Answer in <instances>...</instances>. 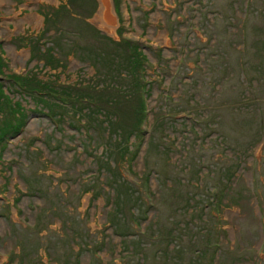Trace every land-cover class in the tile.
I'll return each instance as SVG.
<instances>
[{
	"label": "rangeland",
	"instance_id": "rangeland-1",
	"mask_svg": "<svg viewBox=\"0 0 264 264\" xmlns=\"http://www.w3.org/2000/svg\"><path fill=\"white\" fill-rule=\"evenodd\" d=\"M105 1L111 25L99 0H0L2 95L24 113L0 146V264H264V139L256 136L264 135V0ZM137 78L146 83L140 134ZM42 83L75 99L91 87L105 112L84 119L99 131L84 134L70 115L77 106L61 105L60 95L20 91ZM207 98L244 108L217 109L231 142L206 138L192 148V114L207 112L186 101ZM168 105L173 123L155 124ZM5 111L0 98V132ZM105 123L131 132L128 171L104 157ZM232 153L239 158L223 156ZM122 179L146 202L132 209L133 227L131 205L112 187ZM219 181L228 189L210 216L201 205L211 187L223 189Z\"/></svg>",
	"mask_w": 264,
	"mask_h": 264
},
{
	"label": "trees",
	"instance_id": "trees-1",
	"mask_svg": "<svg viewBox=\"0 0 264 264\" xmlns=\"http://www.w3.org/2000/svg\"><path fill=\"white\" fill-rule=\"evenodd\" d=\"M243 10L247 8L248 6V2L247 1H243ZM116 44H120V43H116ZM128 44V45H127ZM121 45L124 46H129L130 48H132V50H136V46L134 43H129V41H125L122 42ZM138 57H141L139 51L135 52ZM130 57V56H129ZM132 57V56H131ZM130 57V58H131ZM136 57V55L134 56V58ZM134 58H131L132 60V68L135 66V68L137 67V71L138 74L143 70L142 67H139V63L137 64V62L134 63ZM136 61V59H135ZM134 65V66H133ZM3 61L2 58L0 56V75L2 74V69H3ZM139 79V80H138ZM29 80L28 78H25V81ZM27 82V81H26ZM25 82V83H26ZM44 84L47 83H42V85L40 86H34V88L28 89L26 90L25 87L21 86V90L23 92H28L33 95L36 96L40 99V97H46V96H52L54 97L55 95H60L61 97H63L65 100L60 99V104L65 106L66 108L68 107L69 109H71V107H76V109H71L69 111H72V115L71 117L78 123L82 122L80 124L81 129L84 131V134L88 135L90 132L93 131H99L98 130V125L90 120H85L84 117L87 116V114L91 113V114H95L97 115L96 117L102 118L103 116V112H105V109H101L100 110V104H101V99L99 98L98 94L92 93L89 94L88 92L93 90L91 87H83L81 91H84V95L85 97H81L78 99L73 98L74 95H72L73 97H70L68 94L67 89H62L60 93L59 90L58 91H52L50 88L49 90H46V88L44 86ZM137 87L134 89V92L138 95V102H137V108L135 110V117H136V127H137V131L138 133H142V130L140 131L139 128L141 126V124H145V115H146V110L144 108V95L146 94V88H145V82H143L140 78H137L136 81ZM18 85V82H17ZM139 85V86H138ZM5 86L3 85V80L0 78V98L3 102V106L4 109H6V113L7 116L9 117V119H7V122L5 121V124L7 126L8 129L2 130L0 132V146L3 145L4 141H6V139L8 137L11 136H15L18 132V130L22 127L23 125V119H24V113H21L18 109H16L15 106H18L17 104L15 105V102H12V100L9 97L3 96L2 95V89ZM45 89V92L40 91L39 89L41 88ZM69 86H66V88ZM99 89H101L102 87H98ZM78 90V89H76ZM133 92V93H134ZM132 93V94H133ZM131 94V93H130ZM129 94V95H130ZM76 95V94H75ZM136 95V96H137ZM40 96V97H39ZM133 98H135L134 95H132ZM143 97V98H142ZM171 98V97H170ZM169 98V100H170ZM42 99V98H41ZM172 99V98H171ZM200 99H193L191 102H189V100L186 101V104L188 106H191L192 108H195L194 110L200 109L202 112H207V113H201V115L199 116H195L192 114L191 117V123L193 126H190L188 131H187V136L185 138V141H189V145L190 147L194 148V145L196 143V141H202L204 142L206 138H209V140H214L217 141L215 139H219V141H217V144L220 146L221 144H225V142H231L229 140L230 136L228 134H225L222 131V127H221V112L218 111L217 109H224L225 112L224 113H228V114H233L235 115V113H237V111L241 110L240 108H244V106L241 107V100H234L233 103H227L226 106H221L219 104L218 107L217 106V101H214V104L210 103L212 102L209 98H207V103L206 102H200ZM58 101V100H56ZM171 101V100H170ZM213 109H212V108ZM214 107H216V109H214ZM172 108L170 107V105L167 106V113H165L163 116L160 115L159 118H155V124H157L158 121H160L162 124L163 121L166 122L167 124H172L173 123V119H175V115H173L171 112H173L174 110H171ZM61 110V109H60ZM81 110H83V114H81ZM170 111V113L168 112ZM62 112V113H61ZM65 111H58L57 110V114H59L60 116L62 114H64ZM49 114V113H48ZM227 114V115H228ZM257 114H261V112L259 111V108L257 109ZM52 115H47V117H51ZM249 117H256V113L254 111L253 114H249L247 115ZM186 116H184L185 118ZM182 118V117H181ZM84 119V120H83ZM163 120V121H162ZM100 124H103L102 120H99ZM9 124V125H8ZM106 128H105V136H103L102 138V152L104 150V157L106 158H111L112 162H113V166L114 168L116 167V165L120 164L121 165V169L126 166V171H128L130 169V162L132 160V158L134 156V152L137 150V148H135L134 150L131 147V143L128 142V138L131 135V132L128 134H123V129L119 128L118 131L117 130H110L111 125H108L107 123H105ZM136 131V130H135ZM216 137H213L212 134H216ZM137 133V134H138ZM123 134V135H122ZM257 134L259 135V137L262 139H264V135L261 133L260 131L256 132V136ZM229 137V138H228ZM161 140H163L161 138ZM226 140V141H225ZM233 142V141H232ZM235 143V142H234ZM238 145V144H235ZM229 147L228 145H225L224 147L226 148ZM227 149V148H226ZM225 152V151H224ZM230 154V153H229ZM235 153H232L231 155H227V154H223V156H225L226 158H228L229 160L232 161V156ZM221 155V154H220ZM240 156V154H235V157L238 159ZM221 158V157H220ZM107 160V159H106ZM107 165V166H106ZM106 167H108L109 170H112L113 166H110L109 164H105ZM114 180V179H113ZM219 183L223 184V189L222 190H218L215 187H211V193L209 194V196L204 195V199L206 200V202H204L205 204L202 206L201 208L203 209V207L207 206L209 207V211H210V216H211V210L210 208H215L218 209V211H220L221 208V201L224 198V194H225V190H227L228 185H225L224 183H222L221 181H219ZM133 184L129 181H127L126 179H122L120 180V184L118 183V181H113V186L112 187H117L119 188V190L122 193L123 196V200H122V205H125L124 208L126 207V205H131V208H126V213L129 214V219H127V222L130 221L131 226H135L137 225V221L135 220V216H134V212L132 211V209H135V205L138 203V201H140L142 204H144L145 201H143L142 199L139 200L136 199L134 197V193L131 192V189L133 188ZM227 188V189H224ZM208 191V189H207ZM132 196V197H131ZM135 199V201L132 200ZM146 203V202H145ZM187 207L192 206L193 204L191 202H189V200L187 199V202L185 203ZM196 204V203H195ZM119 205V203H117V206ZM195 206V205H194ZM142 211L139 212V216L142 215ZM216 214V212L214 213ZM214 217V216H212ZM139 230L140 234H143L145 231L144 230ZM170 233H172V231H170ZM136 235V234H135ZM138 235V234H137ZM136 235V236H137ZM127 236V235H126ZM124 236V237H126ZM161 236V235H160Z\"/></svg>",
	"mask_w": 264,
	"mask_h": 264
},
{
	"label": "bare ground",
	"instance_id": "bare-ground-1",
	"mask_svg": "<svg viewBox=\"0 0 264 264\" xmlns=\"http://www.w3.org/2000/svg\"><path fill=\"white\" fill-rule=\"evenodd\" d=\"M99 5H100V14L101 17L103 18V20L105 21V23L107 25H111L112 24V19L111 16L109 15L108 11H107V3L105 0H99Z\"/></svg>",
	"mask_w": 264,
	"mask_h": 264
}]
</instances>
